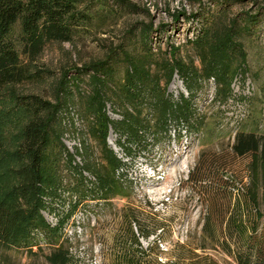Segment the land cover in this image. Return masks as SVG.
Wrapping results in <instances>:
<instances>
[{
  "label": "trees",
  "instance_id": "1",
  "mask_svg": "<svg viewBox=\"0 0 264 264\" xmlns=\"http://www.w3.org/2000/svg\"><path fill=\"white\" fill-rule=\"evenodd\" d=\"M239 1L218 0L219 15L213 17L206 10L197 15L201 26L195 38L188 41L194 56L185 59L175 47L169 57L159 56L148 48L152 29L146 26L141 31L142 53L124 48L87 64L75 78L84 82L80 77L86 75L87 91L79 89L77 93L61 86L52 102L36 94H20L17 88L44 78L37 62L49 45L71 43L82 28L92 26L96 15L90 5L94 0H0V95H13L27 116L13 169L17 183L7 198H0V247L23 249L31 255L36 254V247L39 253L43 251L34 237L25 239L23 232L41 218L45 197L54 198L63 186L64 172L74 177L77 186L98 195L97 199H126L128 161L139 150L147 149L150 139L159 141L170 135L173 125L200 129L203 122L196 118L193 98L211 80L223 97H231L233 80L243 72L246 62L240 40L252 34L259 22L250 15L225 17L228 7ZM17 27L20 32L15 36ZM119 71L124 73L122 80ZM175 75L188 92L178 100L168 93ZM109 104L118 118L109 115ZM72 106L78 107V114L88 121L99 157L86 142H80L74 152L64 143L66 115ZM110 132L117 136L115 145L128 161L109 145ZM206 158L201 156L189 172L187 183L197 189L206 180L212 181L213 186L199 190L208 206L202 239L219 248L229 260L223 263L205 257L203 264H264V135L240 131L229 156L211 163ZM239 160L247 161L250 183L236 203L230 199L224 205L221 192L236 188L229 179H223L224 175L244 181L236 167ZM86 173L94 178L90 184ZM124 221L129 243L136 236L134 224L142 237L149 236L134 213H127ZM118 256L119 264H146L133 257L125 244ZM45 258L49 264H68L70 249L56 241Z\"/></svg>",
  "mask_w": 264,
  "mask_h": 264
},
{
  "label": "rangeland",
  "instance_id": "2",
  "mask_svg": "<svg viewBox=\"0 0 264 264\" xmlns=\"http://www.w3.org/2000/svg\"><path fill=\"white\" fill-rule=\"evenodd\" d=\"M217 1L94 0L90 5L96 15L92 26L82 28L71 43L49 45L37 62L44 78L19 86L17 92L55 102L61 86L77 93L79 89L87 91L86 75L80 77L84 82L75 79L79 77L78 70L104 59L112 51L119 53L127 48L134 54L142 53L141 31L146 26L152 29L149 49L161 57H169L175 47L188 59L194 56L188 41L195 38L201 26L197 15L204 10L213 17L219 15ZM245 15L254 16L259 22L252 34L240 40L246 55L244 70L234 78L230 98L223 97L212 80L196 93L192 101L197 120L203 122L200 129H178L173 125L170 135L159 141L150 139L147 149L139 150L129 161L115 145L117 136L110 132L109 145L128 161L125 174L129 197L97 199L98 195L77 186L74 177L64 172L63 186L54 198L45 197L41 218L23 232L25 239L34 237L43 251L39 253L36 247V254L31 255L23 249L0 247V264H49L45 256L56 241L70 249L68 264H119L118 253L124 244L133 257L146 264H203L205 257L223 263L229 260L219 248L202 239L208 206L199 190L213 186L212 181L206 180L193 189L187 179L202 155H207L208 163L229 156L238 132L264 135V0H240L228 7L225 17L241 19ZM19 32L17 27L15 36ZM123 77V71H119L118 78ZM168 93L176 100L182 94L188 95L178 75L169 85ZM107 109L112 118H118L110 104ZM78 111V107L72 106L67 113L68 132L63 141L72 152L80 142H86L99 157L98 145L88 132V121ZM26 118L13 95H0L1 199L7 198L17 183L13 169ZM246 166L244 160L236 164L244 177L243 183L224 175L223 179H229L236 187L221 192L224 205L230 199L236 203L248 187ZM85 176L89 184L94 181L90 174ZM260 209L263 211V207ZM127 213H134L141 221L142 230L149 234L147 238L140 235L139 226L134 224L136 236L129 243L131 237L124 221Z\"/></svg>",
  "mask_w": 264,
  "mask_h": 264
}]
</instances>
